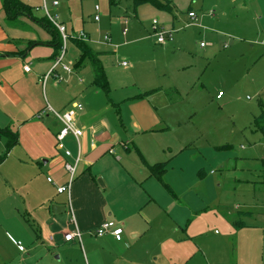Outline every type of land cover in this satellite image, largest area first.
Listing matches in <instances>:
<instances>
[{"label": "crops", "instance_id": "obj_1", "mask_svg": "<svg viewBox=\"0 0 264 264\" xmlns=\"http://www.w3.org/2000/svg\"><path fill=\"white\" fill-rule=\"evenodd\" d=\"M15 1L8 7L0 0V264H264V203L252 199L264 187V173L253 174L246 158L251 151L220 159L246 172L236 179L246 201L234 206L221 196L208 199L203 188L213 180L203 176V151L160 114L167 108L166 93L178 94L172 104L198 95L208 68L230 54L241 58L251 41L259 42L262 27L241 40L251 27L234 21L241 11L264 14V0H211L209 7L203 0L196 9V0L188 6L180 0H134V10L126 11L122 0H94L99 10L94 8L92 26L89 0H60L59 6L54 0ZM186 8L187 15L177 11ZM47 14L73 38L64 42ZM154 20L173 31L165 43L157 42ZM189 29L201 44L207 42L200 44L202 55L189 51ZM78 32L86 39L78 40ZM78 42L103 68L108 92L96 85L94 62ZM60 45L67 47L64 63L72 70L58 67V76L44 82ZM257 62L252 60L253 69ZM248 67L236 70L246 73ZM226 89L219 91L221 99L219 93L214 97L224 107L233 99ZM257 93L262 100L264 88ZM75 105L82 106L74 124L83 135L66 138L67 157L56 140L63 124L47 108L63 113ZM263 113L260 108L254 114L256 131L249 137H264L256 125ZM77 159L71 193H59L70 181L66 164ZM162 164L166 171L154 175L151 167ZM106 221L122 227L120 240L94 235ZM76 229L81 240L66 241Z\"/></svg>", "mask_w": 264, "mask_h": 264}, {"label": "rangeland", "instance_id": "obj_2", "mask_svg": "<svg viewBox=\"0 0 264 264\" xmlns=\"http://www.w3.org/2000/svg\"><path fill=\"white\" fill-rule=\"evenodd\" d=\"M193 1L194 0H180L185 6L191 5ZM196 1L198 2L194 4L195 9L198 8L203 0ZM95 3L94 0L93 2L89 0L85 3V5L89 4L86 16H89L88 18L90 21L88 20V23L90 26L94 24L92 19L94 20ZM210 3L211 0H206V7H209ZM91 5L93 7L92 10ZM121 5L124 11L130 7H132L133 10L135 8L134 0H122ZM187 9L188 8L179 9L177 11H179L180 14L181 12H186L185 14L187 15ZM241 12L242 15L240 19H236L234 23H236L237 26L241 23H243V26L249 25V27H251V34L250 36H239L240 39L243 40L246 39L244 37H251V35L259 31L262 27L260 37L258 38L259 42L255 43L251 41L248 47L244 48L241 58H239L238 54H236V56H231L230 54L228 59L225 58L221 61L223 63L222 65L213 64L210 68L206 66L208 69L205 75H201L199 79L198 85L201 91L198 95L195 93L191 97H185L180 103L172 104L170 102H175L177 100L175 98L178 94L170 93L167 96L166 93L167 108L160 112L163 120L171 126L174 132L186 135L189 138L193 137L196 147L200 148L199 152L203 151L205 156V171L203 176L209 178V180L211 178L213 180L210 184L208 183L209 185L203 188L208 199L220 198L219 196H221L224 199L227 198L234 206L240 204L242 199L246 201L248 198L246 194H242L244 192L241 190V184L239 185L236 181L238 178V180H240L242 175L245 176L246 172H242V170L239 171L240 166L237 168L234 166L235 164H232L230 161L226 164L225 162L221 164L222 162L220 163V159L232 153H235V157L239 158L242 155H246L248 151H251V155L246 158L251 161L254 166L253 169H251L253 170V174L255 175L260 171L264 173V137H260L259 139L252 138L249 137L250 133H248L251 132V130L252 133L256 131L253 127L254 114L258 115L260 108L264 109V97L262 96L261 100V97L257 93L259 89L264 88V14L258 13L256 15L253 12ZM104 19L106 20V17ZM225 30L227 31L228 29ZM192 32L193 29H189V31L184 33L187 36V44L189 46L188 48H190L189 51L195 49L198 55H202L200 51V41L202 39L193 35ZM78 33L80 34L81 32ZM191 34L192 36L190 37ZM70 45L71 41L68 43V46ZM253 45L254 48H252ZM258 55L259 57H257ZM255 58L256 62H258L253 69V64L251 63ZM241 64L249 65V70L246 71V73H243L242 68L240 73L236 70ZM168 75L172 76L171 73ZM244 77L247 78L244 79ZM253 78L254 81H252ZM160 82L165 83L162 78ZM226 88L232 91L233 99L231 104L224 107L222 104L224 100L217 104L214 97L220 90H227ZM152 99L155 103L156 99ZM231 132L234 133L230 134ZM247 133L249 135H247ZM214 146H220V152L215 151ZM133 149L134 146L131 145V151H133ZM218 159L219 162H217ZM211 170H214L216 175L211 176ZM259 189L260 191L257 192L252 199L257 198L259 201L260 198L261 202H259L264 203V187Z\"/></svg>", "mask_w": 264, "mask_h": 264}, {"label": "built area", "instance_id": "obj_3", "mask_svg": "<svg viewBox=\"0 0 264 264\" xmlns=\"http://www.w3.org/2000/svg\"><path fill=\"white\" fill-rule=\"evenodd\" d=\"M61 3L60 0H54V5L55 6H59ZM97 10H99V7H96ZM47 11V9H46ZM190 18L194 21L197 18L196 13L194 12H190ZM47 17L49 18V21L53 24V26L58 30V32H60V34L62 35V40L64 42H66L68 39L73 38L72 35L68 34L67 32V27L60 24V22L58 21V18L53 16V15H49L47 14ZM100 20V16L98 15L96 17V21ZM152 29L153 32L155 34V36L157 37V42L158 43H165L166 41V36L169 35L170 37L172 36V32L173 31H169L168 29H166L165 27L161 26L159 20H154L152 22ZM78 40L82 41L86 39V33L82 32L81 35L77 38ZM106 42H110V38L107 36L105 37ZM207 43H202L201 46L205 47L207 46ZM66 53H67V47H65V45L63 46L59 56H57V58L55 59V64L54 67L52 68V70L48 73V75H46L43 79L44 82L47 81L49 77H52V75H54L55 77L58 76L56 74V70L58 67H61L64 71H71L72 68L70 65L64 63V59L66 57ZM127 64H124V67H126ZM30 66L26 67V72H30ZM224 92H220L218 95V99H221L223 96ZM78 109H82L81 105H75V107L68 109V111H65L63 113H59L56 112L54 109H51L50 107L47 108V110L51 113H54L55 116L57 117V119L63 124V128L58 132V134L56 135V140H57V148L59 150H62L64 152V154L67 157H70L71 153L66 150L65 147V142H66V138L69 135H73L76 139L80 140L81 136L83 135V131L81 129H79L78 127H76V125L74 124V118L76 116V110ZM81 159H77V161H75V163H67L65 166V169L68 171V173L70 174V181L66 186L63 187H59L58 188V192L59 193H71V189H72V183L74 182V180L76 179L77 175H78V166L80 163ZM51 181V180H49ZM94 235L102 238L105 235H112L115 237L116 240H120L124 234V230L122 229L121 226H119L115 221H106L104 223H102V225H100L98 228H96L94 230ZM81 236L82 233L76 229L74 232H72V234H70L69 236H67L65 239L66 241H72L74 239H78L81 240ZM19 249H21L22 251L24 250L23 247L18 244Z\"/></svg>", "mask_w": 264, "mask_h": 264}, {"label": "trees", "instance_id": "obj_4", "mask_svg": "<svg viewBox=\"0 0 264 264\" xmlns=\"http://www.w3.org/2000/svg\"><path fill=\"white\" fill-rule=\"evenodd\" d=\"M6 1H7L6 4H8V7H9V5H11L13 3L15 4V2H16L15 0H6ZM135 1H136L137 5L143 4V2L155 4V0H135ZM50 24L52 27H54L52 25V23H50ZM78 43H79L78 46L81 47V49L83 48L85 57L89 58L92 62H94V66L96 68V77H97L96 85L99 88H101L102 90L108 92L109 89H108L107 77H105V73H104L103 68L99 64L96 63L95 56L93 55L92 51L88 47L85 46L84 42H78ZM60 47H61V45H60ZM256 125H257L258 129L264 134V113L259 118H257ZM151 168L153 170V174L156 176H159V177L161 174H163L164 171H166L164 164L158 165L156 167H151Z\"/></svg>", "mask_w": 264, "mask_h": 264}, {"label": "water", "instance_id": "obj_5", "mask_svg": "<svg viewBox=\"0 0 264 264\" xmlns=\"http://www.w3.org/2000/svg\"><path fill=\"white\" fill-rule=\"evenodd\" d=\"M59 207H60V206L56 204V205L53 207L54 212H56L57 209H58ZM61 209H64V208H61Z\"/></svg>", "mask_w": 264, "mask_h": 264}]
</instances>
